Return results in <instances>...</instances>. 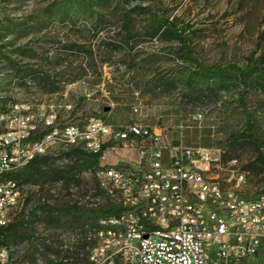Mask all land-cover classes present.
<instances>
[{"label": "rangeland", "instance_id": "rangeland-1", "mask_svg": "<svg viewBox=\"0 0 264 264\" xmlns=\"http://www.w3.org/2000/svg\"><path fill=\"white\" fill-rule=\"evenodd\" d=\"M187 50L206 67L262 58L264 74V0H0V115L51 107L59 125L90 117L124 125L138 107L142 124L167 128L183 146L219 150L214 176L230 186L242 173L240 193L254 197L264 192V83L256 74L203 76ZM58 149L15 180L24 206L13 264H71L70 246L103 213L65 211L93 199L99 163Z\"/></svg>", "mask_w": 264, "mask_h": 264}, {"label": "built area", "instance_id": "built-area-1", "mask_svg": "<svg viewBox=\"0 0 264 264\" xmlns=\"http://www.w3.org/2000/svg\"><path fill=\"white\" fill-rule=\"evenodd\" d=\"M133 110L136 119L124 125L98 117L59 125L51 107L0 115V232L24 206L14 173L58 145L60 152L129 162V172L94 168L99 195L75 202L111 212L106 223L117 224V231L103 223L82 232L88 264H264V192L242 195V173L225 186L214 176L219 150L183 146L167 128L142 124ZM0 264H13L9 245L0 246Z\"/></svg>", "mask_w": 264, "mask_h": 264}, {"label": "trees", "instance_id": "trees-1", "mask_svg": "<svg viewBox=\"0 0 264 264\" xmlns=\"http://www.w3.org/2000/svg\"><path fill=\"white\" fill-rule=\"evenodd\" d=\"M160 24L171 34H173L175 36V38L179 41L180 44H182L183 47H185V42L186 39L185 37H183V34L181 32H179L177 29H175L174 26H172L170 23H168V21L166 20H162L159 21ZM186 53L189 55V58L191 60V62L193 63V65L200 71V73L203 76H207V77H215L218 80L221 81H225V79L229 76V74L231 72L233 73H237L238 75H241L242 77H249L252 76L254 74L257 75V77L264 83V74L262 72L261 65H262V58L256 59L253 62L247 64L244 68H240V67H235V66H227V67H221V66H210V67H206L204 66L202 63H200L196 58H194L190 51L187 50ZM249 121V119H247V122ZM71 154H73L74 156L77 157H85L87 158V161H89L90 163H94L96 162L97 158L96 155H85L84 153L81 152H77V151H71ZM48 159H52L50 156H43L40 158H37L33 161H31L22 171L17 172L14 175V180H17L19 182V178L20 176L25 172V171H31L34 168H39L41 167V163L48 160ZM262 164L264 165V160H261ZM36 169V170H37ZM93 194L99 195V191L97 188V184L95 181V186L93 189ZM93 196V195H92ZM42 208H44L47 211H50V207L48 205H43ZM68 213L70 212H79V211H86V208L83 206H78L75 203L69 205L68 207H66V210ZM94 212L96 213H101L103 212L102 209H97L94 210ZM23 225V220H18L17 217L14 219V221L4 230H2L0 232V246H6L9 245L10 242H13L15 240V237L17 236V233L19 232L18 228H20V226ZM86 247V243L85 242H81L76 249H74V251L76 252V257L75 259H73L74 261H72L71 264H81V262H83V264H88L87 261V256L82 260L79 258L80 255V251H84ZM68 258V257H65Z\"/></svg>", "mask_w": 264, "mask_h": 264}, {"label": "bare ground", "instance_id": "bare-ground-1", "mask_svg": "<svg viewBox=\"0 0 264 264\" xmlns=\"http://www.w3.org/2000/svg\"><path fill=\"white\" fill-rule=\"evenodd\" d=\"M1 96V95H0ZM109 157L97 158L98 164V171H105L108 168L111 170H120L122 172H129V162L128 160L121 159V160H114L113 162H108ZM220 164V155H216L214 158V165ZM23 170V169H22ZM20 170V171H22ZM18 171V172H20ZM17 172L14 173V175ZM14 189H19V186L16 184L14 180ZM111 220V212H103L100 217L98 218L93 231L99 230V225L106 223V221ZM106 230L108 231H117V224L115 223H106Z\"/></svg>", "mask_w": 264, "mask_h": 264}]
</instances>
